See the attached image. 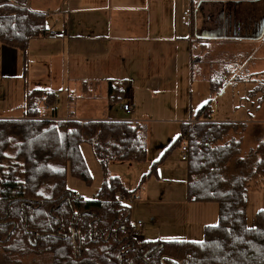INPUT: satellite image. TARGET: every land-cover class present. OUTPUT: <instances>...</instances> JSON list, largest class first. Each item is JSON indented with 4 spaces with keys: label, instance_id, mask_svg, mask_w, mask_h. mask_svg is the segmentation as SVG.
<instances>
[{
    "label": "trees",
    "instance_id": "16d2710c",
    "mask_svg": "<svg viewBox=\"0 0 264 264\" xmlns=\"http://www.w3.org/2000/svg\"><path fill=\"white\" fill-rule=\"evenodd\" d=\"M25 3L0 0V43L23 53L31 38L50 30L47 15ZM224 78L210 80L212 94ZM55 102V90L35 88L26 94L22 117L0 118V253L7 261L48 254V264H264V208L251 227L245 217L247 184L264 180V127L256 146L239 154L241 141L229 134L245 124L209 120V103L194 113L192 125H181L189 145L187 195L219 203V220L204 227L201 241H146L132 236L130 203L118 200L135 190L107 171L109 161L146 159L145 124L46 117ZM82 143L90 144L103 172L95 199L66 186L68 172L91 182Z\"/></svg>",
    "mask_w": 264,
    "mask_h": 264
},
{
    "label": "rangeland",
    "instance_id": "374dc122",
    "mask_svg": "<svg viewBox=\"0 0 264 264\" xmlns=\"http://www.w3.org/2000/svg\"><path fill=\"white\" fill-rule=\"evenodd\" d=\"M26 1L30 8L41 10L47 15V28L53 17L59 16V13H54L59 10L55 8H60L64 4L63 0H44V4L43 0L38 1L42 4L33 0ZM63 11H67L70 16L72 34L69 33V36L75 35L78 31L75 28L77 27L75 5L73 4L71 8L64 6L61 8V12ZM193 14L200 17L201 9H197ZM184 21H187V18L172 16L169 30L178 25L181 31H184ZM196 22L199 25L203 23L201 19H197ZM82 28L85 29L84 26ZM55 30L58 31L56 28ZM81 32L83 49L80 40L71 41L67 35L63 44L60 43V39L54 37L55 35L50 37L45 34L46 39L51 38L48 40L55 41L44 40L34 43L29 52L27 46L25 53L0 43V118L22 117L26 94L35 88L55 90L56 102L53 111L59 118L133 117L122 110L125 98L122 93L125 89L122 80L137 74L139 68L151 69V63L149 62L147 66L139 62L126 65L122 64L124 59H121L117 68L113 69L115 71L113 77L119 79L114 85L113 92L110 82L97 80L107 68L103 69L104 64L96 65L92 57L95 52L93 43L97 41L95 34L90 30ZM234 33L228 30L224 34L233 38L227 41L198 43L199 48L195 46L197 43L195 42L193 47L196 48H192L191 56L190 49L184 48L180 50V56L166 57L162 62L160 58H154L155 64L152 65L155 68L162 63V66H159L160 73L166 75L164 76L167 78L166 83L173 85L174 81L178 80L180 85L178 92H174L168 85L163 89L153 88L152 86L159 82L151 84L147 82V78L141 80L146 84L143 87L142 82L136 78L133 86H137V93L140 95L139 110L146 113L145 117L151 119L145 125L146 159L143 162L109 161L107 171L109 175H116L127 189L141 191V200L131 202L129 205L130 219L138 218L143 221V225L138 228L139 237L132 234L138 240L154 241L159 237H166V240L171 236H161L164 232L185 231L189 234L188 239L197 242L203 238L204 227L214 225L219 220V203L196 202L187 195V161L181 160L180 146H176L178 140L181 144L185 140L181 134V124L174 120L178 117H183V121L191 119L202 105L209 103L211 120L243 121L241 123L245 124L244 127H239L234 133L229 134V137L241 141L239 154H245L257 144L259 127H264V34ZM184 44H187V41ZM134 46L142 47L141 51L148 61L152 60L150 57H153L154 51L160 48L159 44L153 42H140L130 47ZM97 47L101 49L100 52L107 51L104 43ZM76 51L86 53L88 58L80 59V56L75 58ZM47 52L49 56L44 57ZM126 57L131 56L127 54ZM51 58L59 60L60 65L57 68L54 67ZM135 60L137 58L134 56L131 61ZM227 70L229 74L226 73ZM223 74H226L225 82L212 94L209 89L210 80L217 79ZM51 109L47 108L44 115L50 114ZM80 149L91 182L86 183L68 172L66 186L84 199H95L102 187V168L90 144L82 143ZM165 153L167 156L157 164V169L151 172L153 163L159 161ZM247 188L245 217L247 226L251 227L256 212L264 208V180H251ZM50 260V255L45 254L16 256L7 261L0 253V264H48Z\"/></svg>",
    "mask_w": 264,
    "mask_h": 264
},
{
    "label": "crops",
    "instance_id": "0c3cea01",
    "mask_svg": "<svg viewBox=\"0 0 264 264\" xmlns=\"http://www.w3.org/2000/svg\"><path fill=\"white\" fill-rule=\"evenodd\" d=\"M33 1L38 4H44L45 2L44 0L42 3L38 2L39 0ZM63 3L62 7L67 6L71 8L73 4L75 5V18L77 19V27L75 28L78 31H76L75 35L69 36V33L72 34V28L69 21L70 16L67 11L61 12L62 7L55 8V10L59 9L54 12L59 13V16L53 17L48 28H51L50 30L52 31H54L55 28L58 30L54 31V37L60 39V43L63 44L65 43L64 38L66 35L71 41L75 40L77 42L80 40L81 42L80 31L84 33L90 30V32L95 34L97 41L93 43L95 45V52L92 57L96 65L104 64L103 69L107 68V70L103 72L102 77H98L97 80L110 82V87L113 92L115 91L114 85L119 82L118 78L113 77V73L115 72L113 69L117 68L121 59H124L122 64L139 62V64L147 66L149 62L151 63V69L148 67L145 69L139 68L137 74H132V77H125L122 80V86L124 85L125 87V89L122 90V93L125 95L122 102V110L123 104H130L132 111L129 114L133 115L132 118H79L85 120L122 119L133 122H142L147 125L151 119L145 117L146 113L139 110L140 95L137 93V86H133L136 82V78L139 81L147 78V82L151 84L159 82L156 86H152L153 88L163 89L168 85V87L172 88L174 92H178V89H180L178 80L174 81L173 85H169L165 82L167 78H164V76L166 75L160 73L161 68L159 66H162L161 62L163 58L176 55L180 56V50H183L184 48L190 49L191 56L192 48L195 46L199 48L198 43L227 41L233 38L224 34L228 30L235 32L234 34L237 35L250 34L251 32L258 35L264 34V0H63ZM56 4L57 3L55 2V5ZM26 6L31 10L41 11L38 9H32L28 5ZM197 9H201L200 17L193 14ZM172 16H179V18L184 19L187 18V21H184L183 24L185 28L184 31H181L178 25L169 30ZM197 19H201L203 23L201 25L197 24ZM159 24L161 25L159 26ZM83 26L85 29L82 28ZM150 32H153V34ZM46 38V36L31 38L28 42V52L31 49L32 44L51 39ZM185 41H187V44H184ZM140 42H153L156 45H160L159 50L154 51L153 57H150L152 58L151 61H148L147 57L142 53V47H130L132 44ZM195 42L197 43L193 47ZM101 43H104L107 51L103 50L100 52L101 49L97 46ZM81 49H83L82 42ZM138 50L140 51L138 52ZM127 54L131 57H126ZM46 56H49L48 52L44 57ZM78 56H80V59L88 58L86 57V53L82 51H76L75 58H78ZM134 56L137 60L131 61ZM154 58L161 59V62L159 63L160 65L156 68L152 65V63L155 64ZM50 60H52V58ZM98 60H101V62H98ZM52 62L55 65V68L60 65L59 60H52ZM152 69L154 70L152 71ZM155 71H158V73ZM109 73L112 75H108ZM141 82V85L144 87L146 84L143 81ZM51 110V113L46 115V117L59 118L54 113L53 109ZM137 110H139L138 113ZM207 114V117L211 120L209 117V115H211L210 108ZM174 121L183 125L195 120L191 118L183 121V117H178L177 120ZM211 121L243 122L222 119ZM141 185H143V182ZM137 191L141 192L140 190ZM151 219L153 220L152 217ZM136 220L140 219L137 218ZM136 220H132V223L134 224ZM165 235L171 236L166 240H191L188 239L189 234L185 231H171L161 234V236ZM165 238L166 237H159L156 240H165Z\"/></svg>",
    "mask_w": 264,
    "mask_h": 264
},
{
    "label": "built area",
    "instance_id": "2783aa9c",
    "mask_svg": "<svg viewBox=\"0 0 264 264\" xmlns=\"http://www.w3.org/2000/svg\"><path fill=\"white\" fill-rule=\"evenodd\" d=\"M47 36H54V32L52 30H49L46 33ZM123 110L127 113H130L132 111L131 105L130 104H123ZM209 112V110H208ZM195 121H190L188 122V124L192 125V123H194ZM185 142L183 141V143L180 145V151H181V160L187 161L188 159V151H189V145H188V140L186 136H183ZM118 200L120 202H124V203H131V202H139L141 200V194L139 191H135L134 193H132L129 196H125L123 194H119L118 195ZM143 225V221L142 220H136V222L133 224V228H132V234L135 237H138L139 235V227Z\"/></svg>",
    "mask_w": 264,
    "mask_h": 264
}]
</instances>
